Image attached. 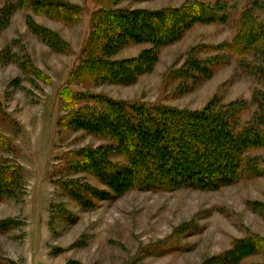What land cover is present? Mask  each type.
Masks as SVG:
<instances>
[{
  "label": "rangeland",
  "instance_id": "1",
  "mask_svg": "<svg viewBox=\"0 0 264 264\" xmlns=\"http://www.w3.org/2000/svg\"><path fill=\"white\" fill-rule=\"evenodd\" d=\"M10 1L0 0V9ZM69 1L83 8L74 24L20 8L0 33V165L16 169L10 190L0 198V264H264V147L246 153L251 160L242 177L217 188H124L121 183L116 188L100 176L90 155L126 165L117 140L65 118L68 111L96 102L73 106L62 97L69 88L190 110H203L212 101L215 107L238 103L239 123L245 126L263 114L264 72H244L243 62L264 67V52L241 61L229 46L239 16L251 4L255 18L264 20V0ZM191 2L217 6L215 12L225 17L196 23L158 47L153 68L134 82L76 74L80 60L96 46L94 14L103 3L159 11ZM29 16L58 31L68 46L54 50L31 30ZM152 47L127 43L111 58H135ZM198 59L212 65L211 77H173ZM251 236L261 239L260 249L234 260L237 243Z\"/></svg>",
  "mask_w": 264,
  "mask_h": 264
},
{
  "label": "trees",
  "instance_id": "2",
  "mask_svg": "<svg viewBox=\"0 0 264 264\" xmlns=\"http://www.w3.org/2000/svg\"><path fill=\"white\" fill-rule=\"evenodd\" d=\"M254 7L251 4L239 16L237 33L229 46L241 61L254 51L264 52V20L255 18ZM20 8L32 9L68 25L78 22L83 12L81 5L69 0H13L0 9V33ZM215 8L218 7L191 2L158 11L103 3L94 14L91 34L96 46L92 44L88 54L80 60L76 74L120 84L132 83L153 68L158 60V47L177 40L196 23L222 21L225 16L216 13ZM28 24L54 50L62 51L60 46H68L58 31L37 23L31 16ZM102 40L104 43L99 44ZM139 42H150L153 47L135 58H111L123 45ZM196 61L173 77L176 80L197 79L200 75L211 77L212 65L203 59ZM243 63L244 72H264V67ZM62 97L73 106L86 99L96 102L95 107L68 111L65 118L70 124L92 132L108 133L117 140L126 165L108 162L98 153L90 155L100 176L116 188L119 183L124 188L174 189L184 185L217 188L242 177L251 160L246 153L264 147V104L260 107L263 114L257 113L253 121L242 126L238 103L215 107L212 101L203 110H190L127 102L106 94L74 92L69 88L62 92ZM259 101L264 102V98ZM3 142L4 136L0 133V144ZM15 170V166L0 165V198L10 190ZM260 240L251 236L237 243L233 259L260 249Z\"/></svg>",
  "mask_w": 264,
  "mask_h": 264
}]
</instances>
